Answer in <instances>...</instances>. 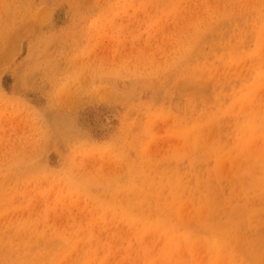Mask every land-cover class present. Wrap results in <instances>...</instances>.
Masks as SVG:
<instances>
[{
    "label": "rangeland",
    "instance_id": "1",
    "mask_svg": "<svg viewBox=\"0 0 264 264\" xmlns=\"http://www.w3.org/2000/svg\"><path fill=\"white\" fill-rule=\"evenodd\" d=\"M0 264H264V0H0Z\"/></svg>",
    "mask_w": 264,
    "mask_h": 264
}]
</instances>
